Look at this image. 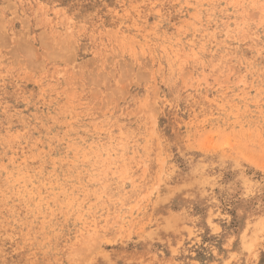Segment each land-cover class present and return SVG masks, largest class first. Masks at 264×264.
<instances>
[{"label": "rangeland", "instance_id": "obj_1", "mask_svg": "<svg viewBox=\"0 0 264 264\" xmlns=\"http://www.w3.org/2000/svg\"><path fill=\"white\" fill-rule=\"evenodd\" d=\"M0 264H264V0H0Z\"/></svg>", "mask_w": 264, "mask_h": 264}]
</instances>
